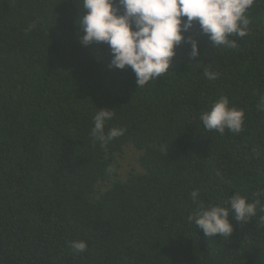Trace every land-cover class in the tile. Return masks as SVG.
Returning <instances> with one entry per match:
<instances>
[{"label":"trees","instance_id":"trees-1","mask_svg":"<svg viewBox=\"0 0 264 264\" xmlns=\"http://www.w3.org/2000/svg\"><path fill=\"white\" fill-rule=\"evenodd\" d=\"M82 13V0H0V264H264V0L224 44L195 24L142 86L109 67L107 43L81 44ZM222 97L244 112L239 132L200 120ZM105 108V133H124L102 143L91 129ZM127 148L139 170L122 178ZM236 193L257 211L231 237L189 222Z\"/></svg>","mask_w":264,"mask_h":264},{"label":"clouds","instance_id":"clouds-1","mask_svg":"<svg viewBox=\"0 0 264 264\" xmlns=\"http://www.w3.org/2000/svg\"><path fill=\"white\" fill-rule=\"evenodd\" d=\"M253 0H82L79 40L85 47L94 43H107L111 48L110 68L130 67L139 85H145L153 78L168 72L176 46L186 39L185 33L198 24L215 44L228 42L229 34L246 35L248 19L246 11ZM121 8L123 11L121 12ZM191 44V56L199 55L198 41L187 37ZM215 79V73H208ZM261 107H264L262 101ZM113 111L99 109L94 116L91 134L102 143L121 135V128H110L105 133L106 121L111 120ZM208 131L224 133L225 129L239 132L244 121V112L230 107L226 97L215 101L209 110L200 115ZM198 190L191 192L196 200ZM257 201L256 203H258ZM227 206L210 204L189 216L205 236L217 234L231 237L234 231L232 220L247 221L256 214L254 203L248 202L239 193L226 201ZM231 216V219H230ZM87 242L74 240L69 248L80 254L87 250Z\"/></svg>","mask_w":264,"mask_h":264},{"label":"rangeland","instance_id":"rangeland-1","mask_svg":"<svg viewBox=\"0 0 264 264\" xmlns=\"http://www.w3.org/2000/svg\"><path fill=\"white\" fill-rule=\"evenodd\" d=\"M138 156V151L133 148H127L118 156L117 171L120 177H126L132 171L139 170Z\"/></svg>","mask_w":264,"mask_h":264}]
</instances>
